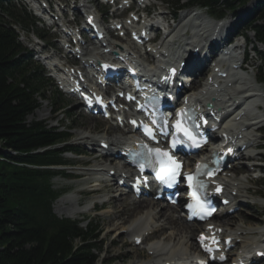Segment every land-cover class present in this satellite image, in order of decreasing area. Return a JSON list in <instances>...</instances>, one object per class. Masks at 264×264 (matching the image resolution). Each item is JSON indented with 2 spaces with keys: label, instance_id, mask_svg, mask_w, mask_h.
<instances>
[{
  "label": "trees",
  "instance_id": "1",
  "mask_svg": "<svg viewBox=\"0 0 264 264\" xmlns=\"http://www.w3.org/2000/svg\"><path fill=\"white\" fill-rule=\"evenodd\" d=\"M247 1L174 0L171 4L186 2L219 16ZM252 14L246 30L264 46V0L256 2ZM11 24L34 26L12 0H0V264H93L94 253L100 251L97 226L83 229L78 222L52 213L51 202L58 192L50 178L56 172L43 167L64 162L55 146L65 142L68 133L25 122L47 81L38 75ZM260 62L264 67V52ZM47 147L51 148L38 152Z\"/></svg>",
  "mask_w": 264,
  "mask_h": 264
},
{
  "label": "bare ground",
  "instance_id": "2",
  "mask_svg": "<svg viewBox=\"0 0 264 264\" xmlns=\"http://www.w3.org/2000/svg\"><path fill=\"white\" fill-rule=\"evenodd\" d=\"M90 8V7H89ZM244 11L246 9H243ZM243 14V13H241ZM190 16V15H189ZM192 16V15H191ZM186 17V16H185ZM196 16L193 15V19ZM162 18H165V15H162ZM187 18V17H186ZM189 19V18H188ZM196 19V18H195ZM184 20V19H183ZM182 20V21H183ZM181 21V22H182ZM191 21V20H189ZM187 25V24H186ZM186 25L182 27V30H185ZM202 25V24H201ZM178 27V26H177ZM176 27V28H177ZM184 28V29H183ZM214 29L210 30V32L213 33ZM210 32L208 34H210ZM188 33V31H187ZM186 33V34H187ZM185 34L179 33L178 30L173 28L168 35H166L164 38H161L160 41L154 45L155 50L157 52L162 51L165 47L167 50H172V57L176 58V56H179V54H183L184 47H178L179 44L175 43L176 39L177 41L180 40ZM203 36H206V31H195L193 33V38L196 40H200ZM212 36V35H211ZM195 39H192L195 40ZM187 43H185L186 47ZM198 44L193 45L190 49L195 48ZM117 51L121 52V49L124 47L125 50L129 47L124 46L121 44V48L118 47L116 44L114 46ZM86 54V53H85ZM153 57H156L155 54L152 55ZM95 58V55H90L88 58H85V62ZM51 60V59H50ZM208 64L205 66L204 69L208 68ZM212 71V67L210 69ZM237 79L241 80L242 82L238 84V87H225L223 92L221 93H214L212 94V97L216 101L217 104H220L222 102L228 103L229 105L232 104V102L236 101L239 98H242V94L244 93L245 100H251L257 97L256 93H252V90L250 89L252 87L251 81H249L246 77H243L242 75L238 76ZM228 82V81H226ZM205 88H201V92H204L205 94L207 92V86L204 83ZM247 89V90H245ZM249 89V90H248ZM244 90V91H243ZM251 91V92H250ZM241 94V95H239ZM204 95H201V98H198V102H201V99ZM261 108L259 107L258 110ZM262 112V111H261ZM238 113H235L233 115V118L237 116ZM245 120H242L241 118V125H238L234 127L229 133L232 137L238 135H241V137L244 138V142L246 143V147L249 149L251 147H254L258 140L255 135H253L252 128L256 125L260 124L262 122L261 116L256 115V111L254 109H249L245 113ZM93 118V117H92ZM94 119V118H93ZM95 127V126H93ZM76 134V133H75ZM76 136L81 142H85L86 144L92 146V150L95 154H98L99 147L98 142L100 139H105V137H99L95 140V136L92 134L90 130H83L80 132H77ZM132 135L129 133H124V139H128ZM119 137H115L108 141L111 145L115 141H117ZM94 141H96V145H94ZM96 149H95V147ZM106 154L108 155L109 152L107 151ZM240 156L243 157H254L257 156V154H251L249 150L244 153L239 152ZM98 155H95L92 159L95 164L92 168H83L81 169V172L79 173L83 181L86 182V184L90 183V188L93 189H87V191H84V193L92 192H105L109 194V196L106 198V200H102L103 202L106 201L107 206H110V211L104 214V218H107L108 216H118L119 213H124L125 209L121 207V203L123 202L122 199L116 198L117 196L114 195L116 188L118 187L115 184H112L111 182H108L107 184H101V182L98 181H91L93 177L96 176H106L108 177V171L109 170H115V172H119L118 168L114 169L113 167H107L105 166V161L100 160ZM109 161L111 159L106 158ZM107 161V160H106ZM257 168V167H256ZM124 173H126V170H123ZM105 173V174H104ZM108 180L110 178H107ZM224 184L228 188L227 193H231L232 191H236L240 193L243 191L246 187V185L240 181L235 179H230L228 177H222ZM103 185V186H102ZM235 199V198H232ZM132 205L137 208V212L134 213L133 210L130 211L131 215L134 213V215L128 220L126 218H123L122 220H119L120 223L118 225H114V227L107 230V235L105 234V237L110 236V234L115 230H119L120 228L124 229L125 234H117L114 238L110 239V244L114 243L115 241L121 242L126 236L129 235L131 237V242H134V237H143L145 232H149L152 230H155L156 232H162L161 237L157 241H151L146 244V250L148 252L151 251V255L148 258V261L151 262V264H170L174 260H188L190 258V255L193 252H196L197 247L196 243L192 236L194 235L196 225L191 223H186L180 213L179 210L176 209L173 212L167 213L166 209L170 207H166L165 205L159 204L156 201L153 200H142L139 202L130 201ZM120 204V206H119ZM63 205V206H62ZM62 206L63 210H60L59 207ZM119 206L120 209H118L119 212H117L116 207ZM55 212L59 216H66V217H72L74 218L76 215L85 212L88 207L83 206L79 204V199L75 196L74 192H68L60 196L56 199L55 202ZM133 209V208H132ZM221 218V215L218 216V219H213L211 221V224H214L218 227H222L224 225H227V222L219 220ZM250 224V223H248ZM247 226H250L248 225ZM223 232H227L228 235L234 237V240L237 238H242V234L244 233L246 236L248 235H257L253 239H250V241H242L241 244L243 246L251 247V245H255L256 247H261L264 249V223H262L261 227L258 228H244L240 225H236L232 229H225ZM117 233V232H116ZM244 240V239H243ZM149 263V262H148ZM139 264H142L141 262Z\"/></svg>",
  "mask_w": 264,
  "mask_h": 264
},
{
  "label": "rangeland",
  "instance_id": "3",
  "mask_svg": "<svg viewBox=\"0 0 264 264\" xmlns=\"http://www.w3.org/2000/svg\"><path fill=\"white\" fill-rule=\"evenodd\" d=\"M92 5L95 3L93 1L95 0H90ZM152 0H150L151 2ZM156 4V6L160 7V9H165L166 14H169L170 11L167 8L166 5V0H153ZM255 5V2L251 1L243 6L237 7L235 9V11H231V12H224V19L226 20V22H234L235 18L237 17V20L240 19V17H245L246 15H248L253 6ZM97 7V6H96ZM98 8V7H97ZM243 9H246L245 11ZM99 11L101 13V8H99ZM193 11H183L180 12L178 14L177 17H179V19H181V21L184 19L183 24L188 23L189 20H191V22L193 23H198V24H202V26L200 27L201 29H207L206 31V35L207 33L210 32L211 27H208L209 24L212 25L216 18L214 17H210L206 12H200L201 14L199 15H195L196 19L192 18L193 15L191 16V13ZM243 13V14H241ZM110 11H107V15L109 16ZM103 15V14H102ZM165 15V14H163ZM190 15V16H189ZM124 16L126 17V13H124ZM187 18H186V17ZM101 18H103V16H101ZM189 18V19H188ZM104 19V18H103ZM180 21V22H181ZM203 29V30H204ZM43 33L42 32V28H41V24H38L37 30L34 29V34L35 32L37 33ZM199 31V30H198ZM179 32V31H178ZM211 33V32H210ZM29 35H25L21 30L19 31V40L21 41L22 44L26 45L29 49H33V50H38L45 47V49H47V46L42 45H34L33 40H32V31L29 32ZM45 36V34H43ZM248 40H249V45L246 47L247 50H249L252 47V42H253V37L250 33L246 34ZM183 39V38H182ZM181 40V39H180ZM236 42L240 43V39H236ZM52 42V41H51ZM54 42V41H53ZM56 42V41H55ZM58 46V44H55L54 46ZM257 50H261V47H257ZM34 59H37L39 62V56L38 54H34L33 56ZM47 63L50 62V60H45ZM247 62L250 64V67H247L246 70V75L248 77H250V79L253 77L254 75V67H257L258 65V57L255 56L254 53L249 52V56L247 58ZM44 63V61H43ZM249 68V69H248ZM257 87H262L261 85L258 84ZM43 99L41 98L40 100H38V107L34 110V112L30 115H28L26 117V123H30V122H42L44 124H47L48 127H60V129L62 130H68L69 134L71 135V140L69 141L70 144H75V145H79V148L81 150H83L84 155L82 154V157L79 158H75L73 155L70 154H64V158L69 162V165L71 167H69L68 169H66L67 173H71L73 172L74 174V178H61V177H56L52 179V186L54 189H63L65 188L66 191H72L75 193V196L79 199V204L83 205V206H87L89 207L91 205V203L93 201H100L103 199L104 196H106V194H99V195H89L88 193H84V191H87V189H90V183L92 184V182H90L89 184H86L85 181H83L84 179H78V176L76 177L75 173L78 172L81 168H91L93 167V153L90 151L91 148L88 145H85L86 143L83 142L81 143L80 140L78 139V137L76 136L77 132L83 131V130H90L92 132V134H102V135H106V136H110L111 138H115L116 136H118L117 134H119V131H116L115 129H112L110 126H108L106 123L99 121L97 119H93L90 116H86L81 112V109L79 107V105L77 103H75L74 101L71 100V98H67V97H60V99L57 98L56 101H54V94H53V89L51 87H48L47 89H44L43 92ZM263 104V103H262ZM264 106V105H263ZM262 113V114H261ZM260 115L261 119H262V124L264 123V111H260ZM260 123V124H261ZM95 126V127H93ZM76 133V134H75ZM256 134L258 136L261 137L260 140V144L264 145V129L260 130L259 132H256ZM257 153H260L261 156L264 157V150H262L261 152L258 150L256 151ZM92 159V160H91ZM81 160H85V161H91L88 164L84 163L81 164ZM86 164V165H85ZM264 168V167H263ZM241 169V167H237L236 170ZM81 171V170H80ZM258 173L256 172L255 174L250 173L248 175V181H244V183L247 186V194L252 195L254 201H255V205L251 206L250 208L246 209L244 207H242V209L235 214L233 217H231V220L237 223H240L241 221H243V223L245 225H256V224H260L262 225V223H264V199L262 198V196L264 195V179L261 181H253L249 178H253L254 176H256ZM98 177V176H96ZM243 177V176H241ZM82 178V177H81ZM103 178H97V180H100ZM95 178H92L91 181H94ZM250 180V181H249ZM253 181V182H251ZM245 194V191L241 192V195ZM107 197V196H106ZM123 202L121 203V207L123 209H125L124 213H119L118 216L112 215V216H108L107 218H104V214L110 211V206H105L104 207H98L97 211H91V210H87L85 214L82 215H76L74 218L71 219H79L81 220L82 218H87L86 221L91 220L93 223H96L99 228L101 229V234L99 237V243L102 245L101 251L100 253H98L96 255L97 259L95 261L94 264H104L105 262H111L112 264H139L140 262L142 264H148V258L146 253L140 249L139 247H135V246H131L130 244L127 245H123L124 243L122 242H117L115 241L114 243L110 244V239L114 238L112 237L113 234L115 233V230L110 234V236L105 237V234L107 235V230L114 227V225H118L120 223L119 220H122L123 218L126 219H130L134 213L137 212V208H135L134 205L131 204V200L128 197H125L123 200ZM55 202L56 200L53 202L52 204V210L54 212V214L60 218H65L66 216H59L57 215V213L55 212ZM63 206V205H62ZM62 206L59 207L60 210L62 209ZM120 206V204H119ZM117 206L116 210L117 212L118 209H120V207ZM133 208V209H132ZM137 209V210H136ZM262 209H263V213H262ZM133 210L134 213L131 215L130 211ZM105 212L102 216L101 214ZM174 209L170 208V209H166L167 213L173 212ZM68 218V217H66ZM86 221L84 223H81L82 226H85ZM222 222V221H221ZM262 222V223H261ZM119 226V225H118ZM119 230H117L116 232H118ZM117 236V235H116ZM124 241H128V238H124ZM193 241V237L192 240ZM109 264V263H108Z\"/></svg>",
  "mask_w": 264,
  "mask_h": 264
},
{
  "label": "snow or ice",
  "instance_id": "4",
  "mask_svg": "<svg viewBox=\"0 0 264 264\" xmlns=\"http://www.w3.org/2000/svg\"><path fill=\"white\" fill-rule=\"evenodd\" d=\"M146 131H148V134L151 135L150 130H147V129H146ZM150 151H152V152H159V149H151ZM164 155H167V153H164ZM173 163H175V162H173ZM177 167H178V165H177ZM189 179H191V178H189ZM209 250H210V249H209Z\"/></svg>",
  "mask_w": 264,
  "mask_h": 264
}]
</instances>
